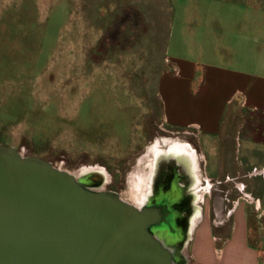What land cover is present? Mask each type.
Instances as JSON below:
<instances>
[{"label": "rangeland", "instance_id": "374dc122", "mask_svg": "<svg viewBox=\"0 0 264 264\" xmlns=\"http://www.w3.org/2000/svg\"><path fill=\"white\" fill-rule=\"evenodd\" d=\"M169 58L199 63L198 84L208 64L259 85L264 0H0V143L73 174L98 169L137 204L156 145H197L165 120Z\"/></svg>", "mask_w": 264, "mask_h": 264}, {"label": "crops", "instance_id": "0c3cea01", "mask_svg": "<svg viewBox=\"0 0 264 264\" xmlns=\"http://www.w3.org/2000/svg\"><path fill=\"white\" fill-rule=\"evenodd\" d=\"M169 60L158 79L165 120L195 133L206 186L190 264H264V80L256 86L247 72L205 64L198 84L199 63Z\"/></svg>", "mask_w": 264, "mask_h": 264}, {"label": "water", "instance_id": "95a60500", "mask_svg": "<svg viewBox=\"0 0 264 264\" xmlns=\"http://www.w3.org/2000/svg\"><path fill=\"white\" fill-rule=\"evenodd\" d=\"M176 228L166 202L139 208L0 143V264H179L157 236Z\"/></svg>", "mask_w": 264, "mask_h": 264}, {"label": "bare ground", "instance_id": "6f19581e", "mask_svg": "<svg viewBox=\"0 0 264 264\" xmlns=\"http://www.w3.org/2000/svg\"><path fill=\"white\" fill-rule=\"evenodd\" d=\"M197 152L191 144L184 143L181 141H170L165 145H156L153 149V158L151 159V170L149 175L146 178L140 179V183L138 184L139 189L136 195L137 204L135 206L142 207L146 205L150 199L149 196L152 192V186L154 183V179H158L156 182V187L158 191L157 198L159 197L161 188V181L165 177L166 169L170 165L176 167L178 164L183 163L186 170L184 171L183 178L185 179V183L182 184L188 186L189 192L184 193L182 195V209L185 210V218L183 216L177 218V220L181 223L180 231L178 236H172L168 234V232L159 231L157 232V236L162 242L169 247L176 257V261L179 264H187V257L183 253V247L188 242L194 225L198 222L201 216V207L197 203V194H199V188L197 187V183L199 181V166L197 161ZM166 159L170 160V163L167 165L165 162ZM94 170L97 169H89L86 171H82V173L75 174L77 179L85 185V179L89 178L90 174H94ZM94 171V172H93ZM100 171V170H99ZM97 171L98 184L88 186L95 190H102L101 187L98 186L103 180V176L100 172ZM198 191V192H197ZM122 193V192H121ZM202 194L200 193L199 196ZM156 199H152L151 203H155ZM183 219L186 222L187 230L185 231V227H183ZM188 244V243H187Z\"/></svg>", "mask_w": 264, "mask_h": 264}, {"label": "flooded vegetation", "instance_id": "af4514ba", "mask_svg": "<svg viewBox=\"0 0 264 264\" xmlns=\"http://www.w3.org/2000/svg\"><path fill=\"white\" fill-rule=\"evenodd\" d=\"M165 162H167L166 164L168 165L170 163V160L166 159ZM185 170H186V168H185L184 164L181 162L176 167H173V166L170 167V165H169L166 169L165 177L161 181V184H160L162 191H160L159 197L157 198L158 191H157V187H156V182L158 179H156V180L154 179V183L152 186L153 189H152L151 195L149 196L150 201L147 203V204H156L159 202H166L168 207L174 212V219H175V222L177 225L176 229H178L179 231H180L181 223L177 220V218H179L181 216H183L185 218V215H184L185 210L181 211L182 201H183L182 195L184 193L189 192V190H188L189 184H187V185L182 184V182L185 183V179L183 178V175H184L183 173ZM94 171H93L94 174H90L89 178L85 179V183L88 186L98 184V180H96L97 174H95V173L99 170L97 169ZM100 173L103 176V180L98 187L99 188L101 187V189L104 190L105 189L104 185L106 183L105 182V176H104V172H100ZM88 186H86V187H88ZM105 190H107V189H105ZM152 199H156V202L151 203ZM184 222L185 221L183 219V223ZM183 227H185V231H186L187 230L186 222L183 224Z\"/></svg>", "mask_w": 264, "mask_h": 264}]
</instances>
